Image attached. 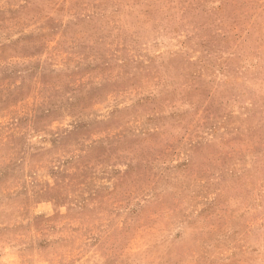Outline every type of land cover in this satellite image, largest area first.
I'll return each mask as SVG.
<instances>
[{
    "label": "clouds",
    "instance_id": "obj_1",
    "mask_svg": "<svg viewBox=\"0 0 264 264\" xmlns=\"http://www.w3.org/2000/svg\"><path fill=\"white\" fill-rule=\"evenodd\" d=\"M21 5L0 44L39 39L0 56V264H264V0ZM78 71L118 109L103 154ZM22 85L45 102L17 124Z\"/></svg>",
    "mask_w": 264,
    "mask_h": 264
},
{
    "label": "rangeland",
    "instance_id": "obj_2",
    "mask_svg": "<svg viewBox=\"0 0 264 264\" xmlns=\"http://www.w3.org/2000/svg\"><path fill=\"white\" fill-rule=\"evenodd\" d=\"M20 4V0H0V34L8 30L21 29L23 27H30V23L25 17L30 16L31 12L38 11V7L27 9ZM19 38V37H18ZM39 37L27 36L21 37L19 40L12 42L11 45L0 44V56L7 54L9 48H19L23 51H28L34 41ZM14 61H29L33 60V55H28L24 52L15 53L8 57ZM101 67V66H98ZM96 71L95 69H90ZM73 81L79 90L78 99L73 104V109L79 113L81 123L77 129L78 133L86 134L89 138H97L101 143L97 151L103 154V141L111 136L119 135L117 129L120 127L119 120L112 118V114L117 112L116 107L109 108V105H114L115 100L111 93H104L100 87L91 85L87 79L90 75L89 71L76 72L72 74ZM16 78L15 72H4L0 75V83L7 80H14ZM53 77H48L52 79ZM43 83V82H42ZM37 88L39 85L36 86ZM44 98L40 91L36 88H31V85H22L15 95L9 97V108L16 111L26 109L23 115L19 116L18 120L14 122L17 124H24L29 111L34 112L44 104ZM6 111V110H4ZM56 113H38L40 119L49 116H56ZM107 116V118H106ZM3 111H0V120L5 119ZM30 119V117H28Z\"/></svg>",
    "mask_w": 264,
    "mask_h": 264
}]
</instances>
